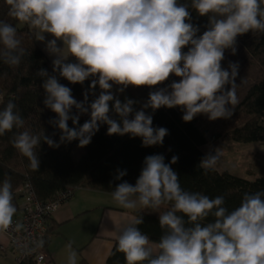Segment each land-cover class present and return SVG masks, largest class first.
I'll list each match as a JSON object with an SVG mask.
<instances>
[{"label":"clouds","instance_id":"obj_1","mask_svg":"<svg viewBox=\"0 0 264 264\" xmlns=\"http://www.w3.org/2000/svg\"><path fill=\"white\" fill-rule=\"evenodd\" d=\"M5 3L8 16L26 25L51 57L52 74L40 68L37 75L43 78V105L55 114L48 123L59 131V141L53 139L55 132L29 130L16 132L11 140L34 171L40 167L36 149L41 143L59 148L77 141L84 148L104 125L108 136L139 138L145 148L163 146L169 130L153 123L161 108L179 109L185 123L198 116L231 118L239 103V63L229 61L225 68V52L235 55L242 35L264 34V0ZM193 12L207 23H194ZM25 55L17 28L0 20V61L16 67ZM61 79L80 85L82 99ZM130 87L148 88L147 99L124 95ZM81 116L88 117L83 124ZM24 127L10 100L0 109V136ZM221 156L219 148L211 149L198 168L204 174L215 170ZM178 159L173 155L166 162L162 153L145 156L134 184L124 179L126 169H116L112 199L122 209H151L162 230L158 241L150 239L139 227L143 214L120 226L116 251L125 264H264V190L244 192L239 205L229 209L223 195L209 197L183 188L172 167ZM13 201L12 183L5 178L0 182V232L23 227L13 223ZM36 244L43 247L44 241ZM67 247V264H77L71 243Z\"/></svg>","mask_w":264,"mask_h":264},{"label":"trees","instance_id":"obj_2","mask_svg":"<svg viewBox=\"0 0 264 264\" xmlns=\"http://www.w3.org/2000/svg\"><path fill=\"white\" fill-rule=\"evenodd\" d=\"M8 7L5 0H0V20L12 23L17 28L21 46L26 50V55L19 66L10 67L0 61V109L11 100L17 105V110L25 120L24 129L14 128L12 132L0 136V182L5 178L10 179L13 186V202L17 207L16 214L19 213V194L16 190L25 182H30L40 201L50 200L67 189L74 194L82 187L111 193L115 183H118L114 180L116 169H126L127 176L124 179L134 184L144 157L155 153L164 154L166 162L170 161L173 155L178 156V162L172 167L180 177L181 186L189 191L203 192L209 197L223 195L229 209L239 205L244 192L264 190V175L250 180L233 175L227 170H212L204 174L198 168V164L204 156L201 147L208 143L207 133L197 126L195 119L189 123L183 122L179 109L161 108L154 113V125L169 130L163 146L145 148L141 146L139 138L132 139L127 135L108 136L107 126L104 125L100 127L91 143L84 148L77 147V141L61 144L59 148H51L41 143L40 148L36 149L40 167L36 171L32 170L29 167V160L13 147L11 140L16 132L29 130L33 134L45 131L46 135H52L55 132L53 139L59 141V131L48 123L51 118H55V114L43 105V78L37 75L40 68L52 74V66L50 58L37 45L29 28L8 16ZM193 22L204 25L207 18L197 17L193 12ZM203 30L202 27L201 31ZM248 38L247 47L264 65V34L252 33ZM60 82L72 88L77 100L82 99L83 89L80 85H71L63 79ZM86 87L88 82H85L84 88ZM148 92V88L130 87L125 93L137 99H147ZM235 110H241L249 115V118L243 125L232 129L231 139L243 143L264 142V125L261 124L264 120V78L247 90ZM87 119V116H81L80 124ZM69 126H72L71 121ZM163 210L165 209L160 211ZM151 211L139 209L135 211L134 216L143 214L144 223L139 225L141 231L148 234L153 241H158L162 230L159 227L158 214L149 213ZM51 217L52 215L48 217V229L43 239L44 249L48 236L54 229ZM107 262L125 264L124 255L116 251V242ZM16 264L36 263L32 259H24ZM78 264L87 263L81 258Z\"/></svg>","mask_w":264,"mask_h":264},{"label":"crops","instance_id":"obj_3","mask_svg":"<svg viewBox=\"0 0 264 264\" xmlns=\"http://www.w3.org/2000/svg\"><path fill=\"white\" fill-rule=\"evenodd\" d=\"M36 43L47 55L43 44ZM135 211L120 208L109 192L88 187L77 189L51 217L54 229L48 236L45 247L48 260L44 264H67L69 243L77 253V264L81 258L87 264H110L107 258L116 234L120 226L131 222ZM0 264H16L5 232H0Z\"/></svg>","mask_w":264,"mask_h":264},{"label":"rangeland","instance_id":"obj_4","mask_svg":"<svg viewBox=\"0 0 264 264\" xmlns=\"http://www.w3.org/2000/svg\"><path fill=\"white\" fill-rule=\"evenodd\" d=\"M251 35L252 33L249 32L238 37L236 54L232 55L228 51L223 61L225 68H227L229 61L239 63V74L236 79V83L239 84L237 88L239 103L244 98L247 90L264 78V65H262L261 59L254 55L246 45L249 40L248 37ZM242 80L243 83H241ZM248 118L249 115L241 110L234 109L233 115L229 119L209 121L205 116H198L195 120L197 126L205 130L208 137V143L201 147L203 154L205 155L214 148H219L222 152L215 170H227L233 175L253 180L264 175V142H236L230 136L232 129L243 125ZM261 124L264 125V120L261 121Z\"/></svg>","mask_w":264,"mask_h":264},{"label":"built area","instance_id":"obj_5","mask_svg":"<svg viewBox=\"0 0 264 264\" xmlns=\"http://www.w3.org/2000/svg\"><path fill=\"white\" fill-rule=\"evenodd\" d=\"M16 192L19 194V213L13 217V223L23 227L19 231H5L9 239V249L15 254V261L32 259L36 264H44L48 256L44 247H37L36 242L43 240L48 229V217L73 195L67 189L54 198L40 201L30 182L21 184Z\"/></svg>","mask_w":264,"mask_h":264},{"label":"water","instance_id":"obj_6","mask_svg":"<svg viewBox=\"0 0 264 264\" xmlns=\"http://www.w3.org/2000/svg\"><path fill=\"white\" fill-rule=\"evenodd\" d=\"M1 92V91H0Z\"/></svg>","mask_w":264,"mask_h":264}]
</instances>
